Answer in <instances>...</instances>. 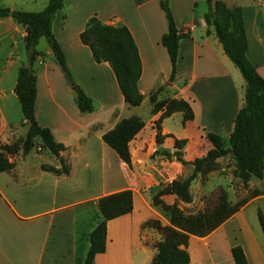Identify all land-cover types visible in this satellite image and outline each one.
I'll return each instance as SVG.
<instances>
[{
    "label": "crops",
    "instance_id": "1",
    "mask_svg": "<svg viewBox=\"0 0 264 264\" xmlns=\"http://www.w3.org/2000/svg\"><path fill=\"white\" fill-rule=\"evenodd\" d=\"M219 1L240 10L247 59L264 79L263 62L259 68V61H264L262 16L257 9L252 13L246 0ZM167 2L177 29L192 28L179 42L173 82L169 81V58L161 45L168 27L160 0H65L55 14L52 33L65 57L66 69L94 108L90 113L79 112L65 70L49 48L39 51L41 56L32 65L37 77L35 117L39 126L48 128L54 140L65 147L60 158L70 172L55 175L41 169L43 165L59 169L55 157L47 162L42 156L19 152L9 158L13 169L0 173V264H83L88 235L101 220L98 199L122 191L132 193V210L107 222L105 252L97 255L93 264H150L155 254L153 244L160 235L143 226L149 221L170 225L169 215L153 204L154 195L172 181L193 175L191 163L211 148L207 134L220 136L227 147L234 119L244 103V80L205 22V0ZM0 6L21 10L13 0H0ZM92 17L107 26H125L131 34L141 62L140 106L125 104L109 64H96L89 48L81 43L80 34ZM24 37V29L11 18L0 19V145L26 133L15 94L17 71L26 58ZM159 87L158 100L187 101L193 120L182 125L180 113L162 120V111L152 114L148 97ZM145 112L148 118L143 116ZM131 117H139L144 127L129 142L128 166L103 142L102 135ZM157 134L164 137L160 144ZM181 140L185 145L175 149V141ZM34 149L46 151L38 145ZM164 152L179 153L180 161L164 156ZM217 163L216 171L192 181L190 204L174 196L162 198L168 205L176 203L186 215L203 211V198L218 189L227 194L232 205L245 200L238 212L209 235L189 238V264H235L231 256L235 246L242 249L247 264H264V237L254 221L255 212L250 211L252 205L264 202V173L244 187L232 175L229 156ZM224 176L227 182L221 181ZM254 191L257 196L252 195Z\"/></svg>",
    "mask_w": 264,
    "mask_h": 264
},
{
    "label": "trees",
    "instance_id": "2",
    "mask_svg": "<svg viewBox=\"0 0 264 264\" xmlns=\"http://www.w3.org/2000/svg\"><path fill=\"white\" fill-rule=\"evenodd\" d=\"M65 0H48L43 10L39 12H24L10 10L0 6V19L11 18L15 24L25 31L24 43L28 55V66H21L17 71L15 94L19 102L26 133L23 138L10 144L0 145V173L10 172L14 164L9 158L19 152L29 154L38 145L59 160L60 168L41 166L44 171L55 175H68L69 166L60 158L65 147L57 143L48 128L39 126L35 117L36 83L37 77L32 68L34 61L41 56L35 47L44 38L55 61L61 68H65L67 85L75 92V104L81 113L93 111L92 100L73 81L66 69L65 57L52 33L53 18L57 11L64 6ZM207 12L205 22L211 26L226 57L239 70L244 83V103L236 114L234 127L227 140V147L223 139L215 134H207L206 140L211 148L206 155L194 160L193 175L187 180H174L154 195L152 202L169 215V226H161L158 221H149L143 228L153 229L160 235V239L153 244L155 254L150 264H189L187 251L189 238L205 237L217 229L227 219L233 216L245 200L232 205L226 194L221 193L215 204V194L212 200L205 204L203 211L186 215L176 203L168 205L162 198L174 196L184 204L192 202L190 186L197 177H205L218 169V159L229 156L232 165V175L244 187L251 178L260 179L264 173V79L246 56L247 40L245 37L243 19L238 8H229L219 0H205ZM160 8L167 20V33L161 38V45L165 48L171 73L169 81L173 82L176 74L178 46L183 35L177 29L167 0H160ZM80 41L87 46L96 64L107 63L111 67L117 85L125 104L130 108L141 105L143 95L139 91L138 82L141 76V62L133 38L125 26H107L96 17H92L80 34ZM162 87L149 94L152 114L162 111L161 119L170 117L174 113L182 115L181 124L193 120L190 104L184 100H158ZM144 123L139 117H131L118 122L115 127L102 135V140L119 157L130 166L129 142L143 129ZM160 134L156 136L157 144L163 141ZM38 142V143H37ZM185 141H175V149H180ZM170 158L175 156L180 161L179 153H162ZM253 196L258 192L254 191ZM97 207L101 216L91 233L88 235L89 248L83 264H93L95 257L105 252L107 222L129 214L132 210V193L122 191L98 199ZM257 219L264 237V215L257 211ZM231 256L235 264H247L244 253L239 246L231 249Z\"/></svg>",
    "mask_w": 264,
    "mask_h": 264
},
{
    "label": "rangeland",
    "instance_id": "3",
    "mask_svg": "<svg viewBox=\"0 0 264 264\" xmlns=\"http://www.w3.org/2000/svg\"><path fill=\"white\" fill-rule=\"evenodd\" d=\"M14 2H15V4H16V6H18V8H20L22 11H27V10H35L36 12H37V10L38 11H40V10H42L44 7H45V4L47 3V1L48 0H25V2H23L22 0H13ZM254 2L255 1H253L252 3L249 1V0H246L245 1V4H247L248 6H250L251 7V12L252 13H254L255 12V10L257 9L258 11H259V13H260V15L262 16V20L264 21V8H262V7H255V4H254ZM256 3V2H255ZM227 6V5H226ZM228 7V6H227ZM20 10V11H21ZM48 48V45H47V42H46V40L44 39V38H41L40 40H39V42H38V44H37V46L35 47V49L39 52H41V53H44L45 52V50ZM22 51H23V54H24V57H26L25 58V61L23 62L24 63V67H27L28 66V55L27 54H25L26 53V50L25 49H22ZM1 52V55H2V51H0ZM3 52H5L4 50H3ZM0 55V56H1ZM26 55V56H25ZM262 58V60H264V57L262 56L261 57ZM262 62L264 63V61H259V68H260V66H262ZM65 70V68H62V71H64ZM64 76H65V73H64ZM72 77V76H71ZM66 79V78H65ZM72 79H73V77H72ZM74 81V80H73ZM75 82V81H74ZM77 85V84H76ZM143 116L145 117V118H148V113L147 112H145L144 114H143ZM30 156L31 157H38V156H42V158H45L46 159V161L47 162H49L50 160H54V156L51 154V153H49L48 151H43L42 153H39V152H36V150L34 149V150H32L31 152H30ZM34 160H35V158H34ZM225 178H222L221 179V181L222 182H227V177L226 176H224ZM192 193H194V190H193V192ZM221 193H224V194H226L224 191H222L221 189H218L217 191H215V193H213V194H215V204H216V199H217V197L221 194ZM226 196H227V194H226ZM212 200V196L211 197H208V198H203V202H205L204 204H207L208 203V201L210 202ZM262 206H264V202H260L259 204H254V205H252L251 207H250V211L253 213V212H255V215H253L254 216V221L258 224V219H257V211H260L263 215H264V211L262 210ZM260 227V226H259Z\"/></svg>",
    "mask_w": 264,
    "mask_h": 264
},
{
    "label": "built area",
    "instance_id": "4",
    "mask_svg": "<svg viewBox=\"0 0 264 264\" xmlns=\"http://www.w3.org/2000/svg\"><path fill=\"white\" fill-rule=\"evenodd\" d=\"M256 4L259 6V7H262L264 8V0H255ZM192 28H185V29H182L179 31V33L181 35H185L187 34Z\"/></svg>",
    "mask_w": 264,
    "mask_h": 264
}]
</instances>
